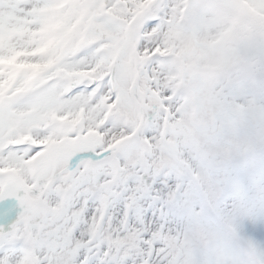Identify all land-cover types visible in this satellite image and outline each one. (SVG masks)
<instances>
[{"label":"snow or ice","instance_id":"1","mask_svg":"<svg viewBox=\"0 0 264 264\" xmlns=\"http://www.w3.org/2000/svg\"><path fill=\"white\" fill-rule=\"evenodd\" d=\"M0 264H264V0H0Z\"/></svg>","mask_w":264,"mask_h":264}]
</instances>
